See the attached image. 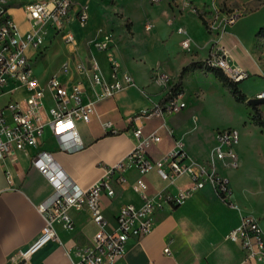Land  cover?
<instances>
[{
    "label": "crops",
    "instance_id": "0c3cea01",
    "mask_svg": "<svg viewBox=\"0 0 264 264\" xmlns=\"http://www.w3.org/2000/svg\"><path fill=\"white\" fill-rule=\"evenodd\" d=\"M28 1L30 0H13L8 10L21 33L32 29L24 10ZM83 3L84 0H74L63 32L53 37V30L50 29L44 46L30 50L32 58L42 57L44 54H47L44 58L49 57V54L57 55L54 58L57 60L56 71L51 76L42 79L36 75L40 83L45 84L52 76L70 83L82 80L90 93H93L98 87H95V90L91 88L87 74L76 70V57L86 63L96 61L107 81L115 79L111 68L114 62L119 66L117 76L122 77L121 71L128 70L134 76L135 83L114 96L97 101L96 113L92 120L89 123H79L85 144L83 148L75 151L64 150L48 127L39 144L14 150L0 160V264H71L73 259H78L79 249L91 244L97 230L87 208L74 209L71 211L73 228H66L57 223L59 239L46 242L27 262H18L19 251L32 244L45 226V219L36 209V205L53 194L52 185L33 164L34 155L41 150L53 152L59 163L82 188L99 182L108 175V169L126 158L133 148V129L136 126L144 125L146 130H151L159 127L163 121L159 117L142 120L134 119V116L159 104L177 83L183 67L194 61H204L215 48V38L208 32L195 10H187L183 14L169 0H163L158 4L150 2L154 6H160L161 13L154 15L155 21L150 19L154 23L152 31L147 32L143 27L144 35L139 34L141 38L156 34L159 40L153 49L148 52L133 51L131 54H100L94 40L108 36L107 32H110L113 26L104 27L103 30V26L94 18L90 20V11L89 24L81 25L77 12ZM241 19L244 18H239L230 26L222 42L231 50L230 57L235 63L243 66L250 74L264 77V64L260 61L259 54H243L231 30L235 27L242 32L245 26H249L254 35L264 25V21L250 23ZM194 21L198 23L200 30L194 28ZM74 26L80 29L75 30ZM179 26H183L187 35L192 38L189 49L181 47L184 36L177 32ZM68 31L75 37L74 44H68L64 40V34ZM135 33L138 35L137 31ZM125 34L128 37V34ZM102 39L103 37L99 40ZM241 41L250 50L254 40L241 38ZM111 43L113 42L110 41ZM49 45L50 48L45 52ZM52 63L54 65V62ZM64 64L68 65L66 69L62 68ZM207 68L205 65L200 66L185 74L182 99L186 102V107L166 117V126L172 134L165 128L160 129L163 139L151 149L153 158H159L179 142L192 161L209 160L216 143V131L226 127L239 128L236 124L217 126L216 129L207 131L211 127L207 124L211 114L231 121H235L238 115L235 98L215 73ZM160 75H166L167 78L162 79ZM242 91L244 92L243 89ZM263 91L264 84L256 95ZM29 94L30 91L25 86L15 89V86L9 83L0 95V107L7 106L11 100L21 101ZM245 94L249 99L250 95ZM245 119L241 117L237 122H245ZM107 120L114 122L118 133L113 134L104 129L102 123ZM243 135L241 133L240 142L235 148L238 167L228 168L218 162L220 174L229 178L234 190L233 201L238 203L240 197L246 200L249 194L258 191L249 190L246 184L244 186L227 173L237 170L243 164L248 148ZM207 138L211 140L208 146ZM123 174L126 178L125 184L116 181V174L110 176L116 193L113 197L103 198L104 215L109 229H115L116 214L123 205L135 204L140 207L144 204L142 191L136 188L139 182L146 183L144 192L150 195L157 194L167 186V182L162 180L156 171L142 175L134 167H128ZM232 182H235L234 185H238L246 196L237 195ZM189 185V178L182 176L167 189L172 194H177ZM224 202L226 201L210 185L195 191L181 204L164 201L163 207L155 213L152 230L141 238L130 237L125 254L115 264H264L245 261L242 248L228 239L229 245L218 244L221 236L224 233L227 235L240 220V212L234 207V211L226 209ZM165 248H169V251L166 252Z\"/></svg>",
    "mask_w": 264,
    "mask_h": 264
},
{
    "label": "built area",
    "instance_id": "2783aa9c",
    "mask_svg": "<svg viewBox=\"0 0 264 264\" xmlns=\"http://www.w3.org/2000/svg\"><path fill=\"white\" fill-rule=\"evenodd\" d=\"M12 1L0 0V95L9 83H12L15 89L25 86L30 94L21 101L11 100L7 106L0 107V160L14 150L39 144L48 127L64 150L81 149L85 144L79 123H89L96 113V102L114 96L125 87L133 85L134 76L128 70L121 71L122 77L117 76L119 66L113 62L111 68L115 79L107 81L96 61L86 63L76 57L74 60L76 70L87 74L91 88L98 87L97 90L94 89L95 91L90 93L82 80L70 83L56 76L41 84L31 63L33 54L29 52L44 46L50 29L55 34L65 30L74 0L26 2L24 10L32 25V29L26 33L20 32L16 21L8 13ZM149 1L158 4L163 0ZM169 1L179 11L190 7L192 3L191 0ZM242 13L238 9L221 12L222 17H217L218 20L210 23L209 27L217 30L223 38ZM77 18L82 24L89 21L90 13L86 4L80 5ZM144 28L147 32L152 31L153 21L147 20ZM177 32L184 36L181 47L189 49L192 38L187 35L185 28L179 26ZM64 40L68 44L75 43V37L70 31L64 34ZM110 41L111 36L108 35L96 41L94 45L97 50H106L111 47ZM214 47L210 56L204 60L206 67L220 69L227 78L235 82L250 77L247 69L231 59L228 47L222 44ZM67 66L64 64L62 68L66 69ZM160 77L167 78L166 75ZM182 94L178 92L164 103L136 114L134 119L150 120L159 117L163 121L159 127L151 130H146L144 125L136 126L133 129L134 145L126 158L109 168L105 178L88 188H82L70 176L53 152L41 150L34 155L33 164L52 185L53 194L49 199L36 205V209L45 219V226L32 244L19 251L18 262H27L46 242L58 240L57 223L66 228H73L72 210L87 208L97 230L91 244L80 248L77 252L78 259H73L71 264H115L125 254L130 237L141 238L152 230L155 213L163 207L164 201L181 204L195 191L210 185L224 201L240 212L239 223L227 233L226 238L242 248L245 261L264 263V226L255 213L244 211L238 202L233 201L234 190L230 180L222 176L218 169V162L224 167L233 169L238 167V154L235 149L241 138L238 128L218 129L212 158L203 162L192 161L179 142L159 158L151 156L153 146L162 142L160 129L165 128L172 134L166 126V117L186 107ZM258 96L264 97V91ZM102 125L108 132L118 133L114 122L110 120L104 121ZM128 167H134L142 175L156 171L160 178L167 182V186L157 194L150 195L144 192L146 183L139 182L136 188L142 191L144 204L140 207L135 204L123 205L116 214L115 229H109L104 215L103 198L113 197L116 193L110 176L116 174L118 183H126L123 171ZM182 176L189 178L190 185L179 190L177 194H172L167 188L174 185ZM165 251L168 252L169 248H165Z\"/></svg>",
    "mask_w": 264,
    "mask_h": 264
},
{
    "label": "rangeland",
    "instance_id": "374dc122",
    "mask_svg": "<svg viewBox=\"0 0 264 264\" xmlns=\"http://www.w3.org/2000/svg\"><path fill=\"white\" fill-rule=\"evenodd\" d=\"M191 2V6L186 7L181 12L183 14L187 10H189V12L195 10L196 12V8L201 10L204 17L209 22L208 27L210 23L218 20L217 17H222L220 14L221 12L232 9L241 10L243 12L241 17L250 23L264 21V0H192ZM197 3L200 5L198 6ZM83 4H86L91 12L90 20L94 18L99 25L103 26V30L104 27L107 28V26H113V28L111 27V31L107 32V35L111 36V41L113 42L111 44H114V46H111L106 50H99L100 54H131L133 51L148 52L155 47L156 42L159 40L156 34L146 38H141L139 35H144L143 27L146 21L150 19L155 21L154 15L161 13L160 6L150 4L149 0H84ZM90 20L85 24H89ZM95 20L94 22H96ZM80 24L85 25L82 23ZM193 25L195 26L194 28L197 27L200 30L196 21H194ZM210 28L211 27L208 28V32L213 36V38H215L213 45L222 44L228 47L224 42H222L223 38H221V36L217 33V30ZM74 29L78 30L80 28L78 26H74ZM135 29L138 35H136ZM259 29L254 35L252 29H249V26H245L242 32H239L235 27L231 30L233 32L234 39L244 52L242 53L259 54V59L264 64V36H257ZM125 33L128 34V37ZM55 35L56 34L53 32V37ZM101 37L104 39L105 36ZM101 37H97L94 41H98ZM198 38H200V36H198ZM241 38L248 41H251L253 38L254 41L250 50L246 48L248 46L241 41ZM132 39L134 40L131 41ZM114 47L115 49H113ZM49 48L50 45L44 51L46 52ZM232 53L235 54L234 51H232ZM45 56H47V54H44L42 57H35L31 62L34 73L42 79H46L48 76H51L52 73L56 71L57 67V60H54L55 56L57 57L56 54H49V57L47 58H44ZM52 62H54V65ZM207 69L210 70L209 68ZM239 84L244 92L250 95L249 99L256 98L259 97L256 95L257 91L262 90L264 77L250 74L249 78L242 80ZM247 100L248 98L243 103L236 101L238 104V115L236 117L237 119L235 118V121H231L227 118H217L211 114L209 117V123L207 122V124H209V126L211 125V127L207 131H211L213 128L216 129L217 126L224 127L237 124V126H239L238 129L240 130V134L243 133L245 135L244 141L248 148L246 150L243 164L240 165L237 170L228 171L227 173L234 180L241 182L243 185L246 184L249 190H258L257 192L249 194L246 200L240 197L239 205L243 210L255 213V215L260 218L264 226V128L257 125L253 120L254 109L256 108L249 105ZM257 108L260 109L264 117V102L258 104ZM241 117L246 118L245 122L241 121L238 123L237 120L241 119ZM210 141L211 140L209 138L206 139L207 146L210 145ZM234 183L235 182H232L236 194H243L246 196L244 192H241L239 186L236 184L234 185ZM237 198L238 197H236V199ZM224 205V207L228 210H236L226 202H224ZM236 211L238 212V210ZM223 243L229 245L225 233L218 240V244Z\"/></svg>",
    "mask_w": 264,
    "mask_h": 264
},
{
    "label": "trees",
    "instance_id": "16d2710c",
    "mask_svg": "<svg viewBox=\"0 0 264 264\" xmlns=\"http://www.w3.org/2000/svg\"><path fill=\"white\" fill-rule=\"evenodd\" d=\"M196 13L198 14L202 23L208 29L209 28L208 20H206V18L204 17V14L201 12V10L197 8H196ZM257 36H264V26H262L259 29V31L257 32ZM204 65H205V61H194L186 65L185 67H183L177 83L171 88V91L164 97V99L160 103H164L170 98L176 96L178 92H183V78L185 74L190 70H193L195 68H198ZM209 69L215 73V75L220 79L223 85L230 91V93L233 95L236 101L242 102V103L245 102V100L247 99V96L242 91V89L239 87L240 82H235V81L230 80L229 78H227V76H225V74L220 69H217V68H209ZM253 120L255 121L257 125L264 128V117L259 108L254 109Z\"/></svg>",
    "mask_w": 264,
    "mask_h": 264
},
{
    "label": "water",
    "instance_id": "95a60500",
    "mask_svg": "<svg viewBox=\"0 0 264 264\" xmlns=\"http://www.w3.org/2000/svg\"><path fill=\"white\" fill-rule=\"evenodd\" d=\"M248 104L253 108H257L258 104L264 102V97L250 98L247 100Z\"/></svg>",
    "mask_w": 264,
    "mask_h": 264
}]
</instances>
